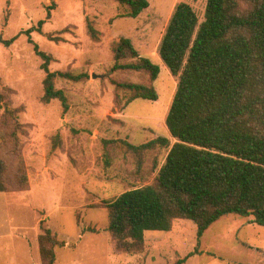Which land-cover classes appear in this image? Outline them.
Masks as SVG:
<instances>
[{"label":"rangeland","instance_id":"1","mask_svg":"<svg viewBox=\"0 0 264 264\" xmlns=\"http://www.w3.org/2000/svg\"><path fill=\"white\" fill-rule=\"evenodd\" d=\"M207 1L149 0L133 18L115 0H0V82L12 88L21 123L2 118L0 110V155L10 187L0 192V264H42V227L59 241L55 264H175L192 253L184 264H264V226L234 214L206 230L200 242L192 220H176L171 231H147L139 254L116 252L107 231L108 203L155 184L170 150L157 144L137 153L127 143L176 142L166 116L179 77L162 61L160 44L178 3L190 4L202 23ZM87 17L102 32L100 41L88 33ZM41 20L42 32L32 38L54 57L51 70L82 77L56 82L67 109L60 99L42 100L43 61L25 33ZM123 38L160 66L156 81L148 71L112 70L113 46ZM115 82L154 86L159 98L128 102L131 93Z\"/></svg>","mask_w":264,"mask_h":264},{"label":"trees","instance_id":"2","mask_svg":"<svg viewBox=\"0 0 264 264\" xmlns=\"http://www.w3.org/2000/svg\"><path fill=\"white\" fill-rule=\"evenodd\" d=\"M115 1L127 7L125 16L133 18L150 7L149 0ZM45 23L41 20L37 29L25 31L46 73L42 100L60 99L67 109L65 91L58 89L56 82L80 81L82 77L51 70L54 57L32 38V32H42ZM87 30L95 41L101 40L102 32L89 17ZM113 52V71L144 70L153 81L161 72L159 65L139 55L129 38L116 43ZM159 53L172 75L179 77L166 116L176 142L159 137L141 145L127 143L137 153L157 144L170 150L155 184L124 192L108 203L107 231L116 252L142 253L147 231H171L179 219L196 223L199 242L206 230L232 214L264 226V0H208L202 23L190 4L178 3ZM128 57L140 60L121 62ZM115 84L131 93L128 102L159 98L154 86ZM12 93V88L0 82L1 117L20 127ZM3 137L0 132V144ZM6 172V161L0 155V192L10 190ZM42 229L41 262L55 264L59 241L51 229ZM191 255L175 264H184Z\"/></svg>","mask_w":264,"mask_h":264},{"label":"water","instance_id":"3","mask_svg":"<svg viewBox=\"0 0 264 264\" xmlns=\"http://www.w3.org/2000/svg\"><path fill=\"white\" fill-rule=\"evenodd\" d=\"M98 77L103 78L104 75H98V74H96V73L93 74V78H98Z\"/></svg>","mask_w":264,"mask_h":264}]
</instances>
